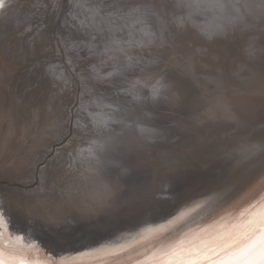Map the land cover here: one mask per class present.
Wrapping results in <instances>:
<instances>
[{"label": "bare ground", "instance_id": "6f19581e", "mask_svg": "<svg viewBox=\"0 0 264 264\" xmlns=\"http://www.w3.org/2000/svg\"><path fill=\"white\" fill-rule=\"evenodd\" d=\"M57 1L60 0H4V8L0 9V63L6 64L3 71L17 75L20 66V69L26 68V71L33 66V74L40 73L42 67L45 68H43L44 74L48 71L47 66L52 62L41 64L39 57L36 59L38 63L31 66L28 63L32 60H28L26 57L37 55L35 51L37 49H39L38 53L46 52L45 55L56 52L59 57V52L63 48L65 58L67 61L68 58L70 59L71 68L76 71V78L79 81L74 78L76 79L74 87L69 82V75L73 78L69 67L60 60V62H53L57 63V69L65 73L63 77L65 86L62 88L65 91L62 90V93L69 94L72 90L74 94L79 95V91L81 92L80 107L78 110L76 108L75 114L72 115L76 102L74 97L70 103L67 98L62 100L61 94L57 92L53 94V91L48 89L42 100L36 105L32 100L34 101L36 94L43 89L36 88L29 94L23 95L21 94L22 88L18 87L17 89L16 82L12 79V77L16 79V75L5 78L0 72V83L7 82L8 88L7 91H3L5 86H0V167L5 165L1 170L10 168V171L0 175V181L6 183L0 186V207H2L7 221L3 233V245L6 251L11 250L20 255L43 258L46 255L45 251L47 252L45 248L48 247V252H52L54 256L45 259L51 264H63L62 257L87 251L90 248L102 246L115 248L122 245L124 246L122 251L85 257L81 264H134L151 255L159 247L157 240L159 235H168L177 229L180 230L173 236L169 237L168 235L170 240H178L185 233H189L190 236L197 234L199 230L201 231L211 224L206 223L208 220L226 209L233 208L236 204L235 200L228 202L218 212L207 216V213L217 204H215L216 199L220 198L223 190L233 187L243 177L250 174L258 162L264 159V142L259 144H256V141L252 142V149L255 151L246 157L244 155L233 167L230 162L233 154L228 151L226 153L229 154L228 156L217 155L212 159H210L211 156L207 159L200 158V164L194 160L198 156L190 157L194 160L190 164L187 163L188 160L177 157L178 165L170 167L175 170V175H183L182 179H185L186 183L180 189H176L180 183H173L172 179L158 181L153 177L157 170H155L156 164L151 157L156 152H153L152 148L160 143V131L176 133L177 137H180L177 142L179 145L189 144L191 142L189 138L191 136L193 138L192 131L201 125L196 121V117L189 114L191 117L187 118V121L180 122L175 115L174 117L178 119L171 118V114L167 117L161 116L156 114L154 109H150L145 113H140L142 117L138 120V126L141 128L139 130L135 127L128 128L119 125L118 122L122 118V114L116 116L115 111H119V107L111 105L105 122L103 121L104 123L100 125L99 144L88 147L91 154L83 153L82 148L87 149L83 144L86 139L83 133L90 127L87 125L86 128V123L82 122V129H79V124L82 121L81 110L87 109L84 76L80 75L79 71L84 65L83 63L86 64L85 61L88 60V57L85 56V51L83 53L82 50H78L79 47L74 45V40L71 41V39H78L79 32L90 31L96 35L97 40L101 36L105 44L111 46L115 44L114 49L119 55H123L122 51L126 52V55H129L130 52L136 54L134 48L143 50L144 46L152 47V45L151 53L154 54L158 51L157 46L161 41L155 31L156 27L149 29V26H144L143 8L141 7L143 0L140 2H136L137 0L135 2L131 0L86 1L92 4L80 1L75 9L72 7L66 12L68 21L64 20L61 28L53 34V27L48 24L56 10V8H52L51 3H53V7H56ZM75 1L77 2V0ZM254 1L256 0H246L235 10L233 17L227 20H235L234 23H238L242 19L248 18L249 14L256 15L257 17H254L256 20L261 19L262 16L257 11L256 4H253ZM73 3V0H69V4ZM245 5L249 6V10L245 8ZM112 7L122 9L121 12L127 16L123 17L117 12L114 13L117 15L116 18L109 17L108 13ZM49 10L51 12H48ZM70 13L73 15L71 16ZM73 16L78 17L76 21L79 22V25L75 23L76 17L73 18ZM153 17L152 20H156L157 24L158 19ZM220 25L216 30H220L224 26L221 23ZM48 27L49 29H47ZM21 31L28 32V39L33 37L32 41L22 42L23 33ZM111 33L117 37L116 41H108L110 39L108 35ZM18 36L20 39L17 38ZM54 36L57 45L54 44ZM122 37L125 40H119ZM96 38L94 39L96 40ZM15 42L16 45L13 46L12 44ZM31 44L32 47H30ZM48 48H50L49 52H47ZM10 50L12 54L15 52L18 56L23 57H20L21 64H14L15 60L10 56ZM79 52L82 58L75 60ZM107 54L103 53V57H107ZM262 54L264 55V52ZM136 56H138L137 62L143 60L140 55ZM53 59H57V57L54 55ZM152 59L157 61V58ZM136 61L119 63L114 68L102 70L107 73L108 78H112L115 74L129 72L138 77L137 79H146L158 71L156 64L143 66ZM173 77V84L169 85L168 81L160 82L163 88H167L168 93L163 97L153 98V104L158 102L162 108L167 107L170 110V107L175 103L185 108L186 104L188 107L194 103H201L195 100L201 99L199 95L205 93L200 92V88L195 82H190L189 78L187 81H182L176 75ZM179 78L181 80L176 81ZM206 80L208 79L206 78ZM108 83L114 84L115 82L109 81ZM259 83L261 84L253 89L250 87L251 84H248L250 90L246 94V98L226 106V109L233 111L240 124L244 126L243 133L249 131L248 135L252 136L251 140L264 135V124H262L263 122L259 123L262 119L264 121V81ZM156 84L157 80L151 84L152 90ZM37 87L39 86L37 85ZM137 88L142 94L141 98L146 97L144 83H140ZM188 89L194 90L195 96L198 95V98L194 97L195 100L189 98L190 94L186 91ZM122 90L126 91L125 88ZM173 94H176V97L172 100ZM55 96L59 97L60 105L54 103ZM192 100L194 101L192 102ZM240 102L242 105H238ZM203 105L194 106L197 113L205 112L206 107ZM259 112L262 114L261 118L256 117ZM71 116L76 122V128L69 141L61 147L60 142L67 138L73 130ZM160 116L164 121L167 120L165 123L170 127L162 125L164 123L162 119L161 121L157 119ZM67 133L68 135H66ZM79 133L82 134L80 146L83 147L77 146L80 141L78 140ZM241 136H238L237 139H240ZM242 143L244 142L240 144L236 142L238 150L239 148L241 150ZM252 149L250 148L248 151H252ZM52 153H55L54 156L49 158L48 156ZM160 156V161L163 157L168 163L167 155L160 154ZM205 162L208 164L203 165ZM56 164L58 165L55 166ZM158 165L161 164L156 166ZM190 166L191 168L188 169ZM91 169H94V173L89 175L87 171ZM110 171L118 174H110ZM216 171L222 172L218 178L214 177ZM64 175L71 179L65 183V186L69 182L73 183L69 189L77 195L69 204L71 208L61 207L59 193ZM75 177L78 178L74 179ZM192 177H196L195 182L192 183L194 185H187ZM159 182L160 184H158ZM13 184H17L19 187L12 186ZM184 187L188 189L185 190ZM57 188L59 192L55 190ZM182 192L183 194H181ZM50 201L55 204L58 211L48 210ZM21 207L26 208V211H23ZM157 218L158 221H155ZM197 219L200 220L196 221ZM26 220L31 229L36 232L41 229L42 225L46 230L56 226L69 227L70 234L78 228L86 230V232L73 235L72 240L40 238L36 236V232L32 231L28 232L29 237L15 238L16 234H20L22 222ZM149 229L154 231L149 232ZM111 234L115 236L105 239ZM46 241L50 245H47ZM53 242L55 243L53 244ZM56 245L57 247H53ZM49 254L51 255V253Z\"/></svg>", "mask_w": 264, "mask_h": 264}, {"label": "rangeland", "instance_id": "374dc122", "mask_svg": "<svg viewBox=\"0 0 264 264\" xmlns=\"http://www.w3.org/2000/svg\"><path fill=\"white\" fill-rule=\"evenodd\" d=\"M73 1V4H69V0H60L59 2L57 1L58 5L56 7H53V3H51L52 8H56L52 19L48 24V26L50 25L53 27V34H55V31L61 28L62 22H64V20H67L66 12L69 11L72 7H74L75 9L78 2H86L87 0H77V2L75 0ZM131 1L135 2V0ZM140 1L141 0H137L136 2ZM245 1L246 0H221L224 7L223 9H220L205 7L203 5L199 8L187 7L189 3H192V0H143L141 7L143 8L142 12L144 16V26H149V29H153L156 27L155 31L158 33L159 40L161 41V43L157 46V50L159 52H154V54L151 53V50H153L152 45V47L144 46L143 50L134 48L136 50V54L134 52H130L131 54L129 53V55H126V52L121 50L123 55H119L114 49V47L116 46L115 44L112 46L105 44L101 36H99L97 40L96 35L94 33H91L90 31H87L86 33L79 32L78 39H71V41L74 40L73 44L79 47L78 49V47L76 46V49L82 50L83 53L85 51V56L88 57V60L85 61L86 64L83 63L84 65H82L79 71L80 75L84 76L83 81L85 87V105L87 106V109L84 108L81 110L82 121L79 124V129H82V122L86 123V128L87 125L88 127H90L83 133V135H85L86 137L83 144L85 147H87V149L82 148L83 153L91 154V151L88 149V147H91L97 143L99 144L100 141L98 132L100 131L101 123H98V121L105 122L106 116L109 114L108 112L111 108L109 106L111 105H115L116 108L119 107V111H115V115L117 116L122 114V118H120L121 120L119 119L118 123H120L119 125H122L123 127H135V129L137 128L141 130L140 126H138V120L142 117L140 113H145L150 109H154V111L157 112L156 114H159L161 116L163 115L165 117L171 114L170 117L175 118V115L179 118L180 122L187 121V118L191 117L189 114H192V116L196 117V121L201 124L199 128H196L194 131H192L193 138L192 136L191 138H189V141L191 142L184 145H179L177 143L180 137H177L176 133L170 134L165 131H160V143L156 146L154 145L155 147L152 148V151L156 153L154 155L152 154L151 156L153 162L156 165L161 164L158 166H154L155 170H157V173H154L153 177H155V179H157L158 181H161V179H172L174 180L173 183H180L183 180L182 178H184V176L179 174L175 175V170L170 167L171 165H178L176 159L177 157L182 160H188V164H190L194 160L196 163L199 162L200 164V158L204 157L205 159H207L211 156L210 159H212L217 155L228 156L229 154H226L228 151L233 154L230 160L232 164L231 167H233L237 165L239 160L244 155L246 157L250 153L255 151L252 149V144L254 143V141H256V144L264 142V135L251 140L252 136L248 135L249 131H245L243 133L244 126L240 124V121L235 113L226 109V106L232 104V102L246 98V94L250 90L248 89V84H251L250 87H252L253 89V87L261 84L259 83L260 81H264V55L262 54L264 52V0H256L253 3L256 4L258 9L257 11H259L262 16L260 17L261 19L256 20L254 19V17H257L256 15L249 14V16H247L248 18H244L238 23H234L235 20H227L228 18L233 17V13L235 12V10L238 9V7ZM86 3L92 4L91 2ZM245 8L249 10L248 5H245ZM121 11L122 9L119 10L112 7L109 10L108 16L116 18L117 15H115L114 13L117 12L123 17L127 16ZM48 12H51V10H49ZM70 15L72 16L73 13H70ZM153 16L158 19L157 24L156 20H152V18H154ZM74 17H76L75 23L79 25V22L76 21L78 17L73 16V18ZM220 23L224 26H222L220 30H216L217 27L221 26ZM47 29H49V27ZM21 32L23 33V37L21 38L22 42H27L28 40L32 41L33 37H30L28 39V32ZM113 35L114 33L108 35V37L110 38L108 40L109 42L117 40V37ZM17 38L20 39V36H18ZM53 38L54 44L57 45V43L55 42V36ZM94 38H96V40ZM123 39L125 40V38L123 37L122 39L119 38V40L121 41ZM12 45H16V42ZM30 47H32V44ZM35 51L37 52V55H34L33 57H26L28 60H32L29 61V65H36L38 63L36 59L39 57V62L41 64L52 62L47 66L48 71L44 74V67L41 68L40 73L33 74V66L28 71L25 70L26 68L20 69V66L17 75L15 73L13 74L11 72H5L3 71V69L6 67V64H4V62L0 63V72H2L5 78H7L8 76L12 77L13 75H16V79L14 77H12V79L16 82L17 89L18 87L19 89L22 88L21 94L23 95L29 94L36 88L43 89V91L36 94V99L34 101L32 100V102H34L36 105L40 100H42L44 93H47L48 89H51L53 91V94H55L54 92L61 94L63 96L62 100L67 98V101H69L70 103H72L74 97L76 99L72 113V115H74L76 108L78 110L80 107L81 92L79 91V95L74 94V91L72 90L69 94L65 92L62 93V90L65 91V89H62L65 86V82L63 81L65 73L56 68L57 63H53L61 61L67 67H69L73 74V78H71V76L69 75V82L75 87L74 84L76 83L77 75L74 68H71L72 65L70 63V59L68 58V61L66 60L65 51L63 50V48H61L59 52V57L57 56L56 52L45 55L46 52L38 53L39 49ZM49 51L50 48H48L47 52ZM9 52L10 56L15 60L14 64H21L20 57L22 56H18L15 52L14 54H12L11 50ZM103 53H108L107 57H103ZM54 55L57 57V59H53ZM136 55H140L142 57L141 59H143V64L142 61H136V59L138 58V56ZM80 58L82 57L79 52V55H77L75 60H78ZM152 58H157V61L153 60ZM133 61H136L143 66H145L146 64H149V66H153L156 64L158 71L154 73V75L152 74L146 79H137L138 77L130 74L129 72L115 74L112 78H108L107 73L103 72L102 70L104 68H114L118 66L119 63ZM99 65L102 66L100 67ZM76 66L77 68H79L78 65ZM174 75L180 77L182 81H187L189 78L190 82H195L199 86L200 92L202 91L203 93H205L203 94L201 92L203 94L199 95L201 99L195 100V98H198V95L195 96L196 92L194 90L188 89L186 91L188 92V94H190L188 96L189 98L194 99L198 103L201 102L200 104L194 103L188 107L186 104L185 108L184 106L177 105L175 103L174 106L170 107V110L167 107L162 108V106L159 105L158 102H155L153 104L152 99L156 96H153V90L150 87L151 84L155 83L156 80L159 82L168 81L169 85L173 84L172 79L174 78ZM19 77H21V79H19ZM180 78L176 81H180ZM206 78L209 81L206 80ZM106 81H114L115 83H108ZM140 83H144L145 86L144 95L146 94V97L144 96L143 98H141L142 94L138 91L137 88ZM37 85L39 87H37ZM0 86H5L3 91L8 90L7 82H4V84L0 83ZM123 88H125L126 91L122 90ZM106 89H109L110 91ZM246 89L247 92H245ZM160 93L161 94L158 96L163 97V95L168 93L167 88L161 87ZM77 96H79V98H77ZM121 96L122 98H120ZM175 97L176 94H173L171 96V99L173 100V98ZM194 100H192V102ZM53 101L58 105L59 97L55 96V100ZM240 103L238 105H242V102ZM201 104H204L203 106L206 107L204 110L205 112L197 113V111L195 110L196 107L194 106H200ZM157 105L159 107H156ZM219 111L222 113H220ZM206 114L209 115L207 116ZM161 116L157 118L159 121H161V119L163 118ZM261 116V112L256 115V117L259 118H261ZM162 121L164 122L162 123V125L170 127L169 124L165 123L167 120L164 121V119H162ZM71 122H73V130H71V133H69V135L67 133V138H64L63 141L60 142L61 147L69 141L73 134V131L76 128V122L72 118V116ZM261 122H263L262 124H264L263 119L259 121V123ZM238 134L242 135L240 139H237L238 136H240ZM81 136L82 134H80V137L78 138V140L80 141L78 142L79 145L77 146L79 147H83L80 146ZM236 142H238L239 144L241 142H244L241 144V150L240 148L238 150ZM249 143L251 144L249 145ZM250 148L252 149V151H248V149ZM54 154L55 153H52V155L48 157L50 158L54 156ZM160 154H164L169 157L168 163L165 161L166 159H163V157L160 161ZM194 156L198 157L192 160L191 158H193ZM164 157L167 158L166 156ZM57 165L58 164H56L55 166ZM4 166L2 165L0 167V175L2 173H5L6 171H10V168L1 170L2 168H4ZM190 168L191 166L188 169ZM87 173L89 175H92L94 173V169L87 171ZM221 173L219 171H216L214 173V177L218 178ZM76 178L78 177H75L74 179ZM62 179V187L59 193L61 198V207L69 208V204H71V201H73V197L77 195L75 192L69 189V186L73 185V183L69 182L65 186V183L71 179H68L67 175H64ZM0 184L4 183L0 181ZM158 184H160V182ZM55 190L57 191L58 188ZM49 194H51V192H49ZM29 200H31V198H29ZM21 208L23 209V211H26V208ZM47 208L48 210L58 211L57 207L54 203H52V201L48 203ZM27 220L30 221L29 219ZM27 220L25 222H22L19 232L20 234H16L15 238L19 239V237H29V231L36 232V230L31 229V226L28 225ZM155 221H158V218ZM40 228L41 229L36 232V236H39L40 238H48L49 240H72L71 238L73 237V235H78L86 232V230L78 228L74 229V232L70 234L71 229L69 227L62 226H56L55 228L50 230H46L43 225ZM47 232H49V234ZM111 236L115 235L111 234L105 239ZM16 241L18 242L20 240ZM45 243L47 245H50L48 241H46ZM54 243L55 242H53V244ZM53 247H57V245Z\"/></svg>", "mask_w": 264, "mask_h": 264}, {"label": "snow or ice", "instance_id": "6c2138e0", "mask_svg": "<svg viewBox=\"0 0 264 264\" xmlns=\"http://www.w3.org/2000/svg\"><path fill=\"white\" fill-rule=\"evenodd\" d=\"M223 9L221 0H192L187 7L201 6ZM4 8V0H0V9ZM163 85L157 81L153 86V96L160 95ZM98 123H104L98 121ZM7 221L0 207V264H29L17 253L5 251L3 233ZM149 232L154 230L149 229ZM159 247L144 261L137 264H264V203L246 208L234 223L202 229L200 234L184 236L178 240H170L167 234L157 237ZM122 245L115 248L102 246L90 248L76 255L62 257L63 264H81L85 257L100 253H117L123 250Z\"/></svg>", "mask_w": 264, "mask_h": 264}, {"label": "water", "instance_id": "95a60500", "mask_svg": "<svg viewBox=\"0 0 264 264\" xmlns=\"http://www.w3.org/2000/svg\"><path fill=\"white\" fill-rule=\"evenodd\" d=\"M206 164H208V162H205L203 165H206ZM202 167H201V170H202ZM109 173L110 174H113V173L118 174L117 172H113V171H110ZM195 178L192 177L187 185H190V186L194 185L192 183L195 182V180H196ZM185 183H186V180L184 179L182 182H180L179 186L176 189H180L181 186H183V184H185ZM5 184H0V186H3ZM257 184H258V186H257ZM12 186L19 187V186H17V184H13ZM184 189L186 190L188 188L184 187ZM246 190H248V191H246ZM181 194H183V192ZM221 194H222L221 195L222 197L220 196V198L216 199L217 201L215 202V204L216 203L217 204L216 205L214 204L215 205L214 208L211 209L210 212L207 213V216L209 214L212 215V214L218 212L221 207H223L224 205H226L228 202H230L232 200H235L236 204L233 208H230V210L226 209V210L220 212V214H217V216H215L214 218H211L210 220H208L206 223H211V224L205 229H208L210 226H215V228L217 230H219L221 225H225V224L230 225L231 223H234L236 218H238L240 216V214L245 211L246 208H251L252 206L258 205L259 203H264V159H262L260 162H258V164L256 165V168L250 174L243 177L233 187H228L225 190H223V193H221ZM200 219H197L196 221H198ZM178 230H180V229H177L175 231L173 230L171 232V234H168L169 237L173 236ZM47 233L49 234V232H47ZM199 233H201L200 230L198 231L197 234H199ZM197 234H194V235H197ZM45 250H47V252L45 251V253H46L45 258L50 259V257H52V255H53V253L48 252V247L45 248ZM49 253H51V255ZM18 255L21 258L26 259L29 262V264H51L50 261H48L47 259H45L41 256L29 257L26 255H20V254H18ZM148 256H150V255H148ZM145 259L140 260V261H144ZM134 264H137V262Z\"/></svg>", "mask_w": 264, "mask_h": 264}]
</instances>
